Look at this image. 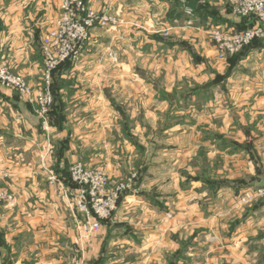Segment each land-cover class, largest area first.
I'll return each instance as SVG.
<instances>
[{"label":"crops","instance_id":"obj_1","mask_svg":"<svg viewBox=\"0 0 264 264\" xmlns=\"http://www.w3.org/2000/svg\"><path fill=\"white\" fill-rule=\"evenodd\" d=\"M59 1L5 0L1 6L0 64L22 76L35 93L43 75L41 32L54 22ZM195 1L198 11L186 16L181 7L186 0H86L91 11L107 9L121 24L116 33L92 28L82 59L54 78L56 100L45 127L29 99L0 85V190L12 200L0 211V264H147L152 259L150 249L137 263V253L151 240L147 220L120 217L136 206L123 201L114 220L81 238L66 195L70 189L63 185L76 162L106 171L114 163L115 144L130 145L115 138L121 111L137 119L149 107L159 121L160 108L167 110L164 129L177 182L180 160L194 169L200 149L213 174H235L218 181L221 190L236 186L252 193L264 187V38L237 56H220L202 26L235 29L241 20L228 14L227 0ZM189 21L192 27H186ZM168 27L170 37L163 38L160 32ZM111 50L118 53L117 64L109 61ZM144 53L150 74L137 70ZM157 80L165 82V99L151 83L143 89V82ZM132 130L145 127L136 121ZM185 170L192 184L193 173ZM257 210L250 207L243 220Z\"/></svg>","mask_w":264,"mask_h":264},{"label":"rangeland","instance_id":"obj_2","mask_svg":"<svg viewBox=\"0 0 264 264\" xmlns=\"http://www.w3.org/2000/svg\"><path fill=\"white\" fill-rule=\"evenodd\" d=\"M64 1L66 0L59 1L57 16L47 30L52 28L61 15ZM81 1L87 5L84 0ZM6 5L5 0H0V18L3 16L1 6ZM226 7L229 8L228 0ZM89 10L91 11L90 8ZM91 12L98 16L104 12L111 22L116 23L115 26L107 23L95 27L104 28L112 33L117 32L121 24L118 16H112L107 9H102L100 14ZM227 12L230 15L229 10ZM204 25L202 27L206 36L211 38L210 31L213 28L211 26L205 28ZM164 31L160 32L163 38H169ZM46 32L45 29L41 32V43ZM145 53L140 57L142 67L137 69L139 72L136 71L150 74V64L142 63L146 61ZM118 60V53L111 50L110 63L117 64ZM150 83L157 87L158 94L165 99L163 92L165 82L163 80L143 82V89ZM160 110H163V113L160 114L159 121L153 118V112L149 107L145 109L147 113L137 115V119L121 111L119 120L121 132L115 138L127 140L130 145L115 144L114 163H111L106 171L101 166L91 167L105 173L110 189L118 185L125 186L123 195L116 202V210L123 201L136 207L124 209L120 214L121 219L144 218L149 224L151 240L150 243L145 242L146 250L137 253V263L144 261V252L149 256L152 249V259H147V264H264V197H257L255 191L259 188L254 191L255 193L252 192L253 194L247 190L242 192V189L236 186L230 190H221L218 181L225 182L224 176L230 178L235 174L233 172L213 174L212 168L205 166L200 149L196 152L194 169L192 166L188 167V162L181 163L180 160L182 166L177 182V176L175 177L177 171L171 165L174 156L173 152H170L168 129H164L167 125V110L163 108ZM135 119L145 127L144 131L132 130L133 123H136ZM185 168L193 173L192 180L189 181L192 184H188ZM256 205L258 207L254 215L256 217L243 220L250 207ZM116 210L110 220H114ZM194 214L197 216H192ZM195 218L201 221L197 222ZM177 219L179 220L176 222ZM135 245L140 246L142 243L136 241Z\"/></svg>","mask_w":264,"mask_h":264},{"label":"built area","instance_id":"obj_3","mask_svg":"<svg viewBox=\"0 0 264 264\" xmlns=\"http://www.w3.org/2000/svg\"><path fill=\"white\" fill-rule=\"evenodd\" d=\"M228 6L230 15L238 20H252L253 25L240 31L213 28L210 31L211 40L220 56L237 54L254 40L264 38V0H228ZM185 14L191 16L192 12L187 9ZM107 23L116 25L104 12L99 16L93 14L81 0L64 1L61 15L52 28L47 30L41 43L43 52L41 89L35 93L22 76L10 71L5 64L0 65V85L13 89L29 99L34 113L45 127L53 102L50 91L52 72L60 63L69 62L70 65L77 63L90 39V30L96 25L101 27ZM177 24L178 20H174L173 26ZM190 24L189 21L187 25ZM170 29L168 27L163 33L168 36ZM262 149L264 151V144ZM69 175L72 182L77 185L74 191L64 189L73 218L79 236L90 238L101 228V221L110 220L117 208L116 202L126 188L124 185H118L110 189L105 173L95 168H87L81 162H76L70 167ZM256 195L264 197V187L257 190ZM6 201L12 202L6 192L0 190V211ZM78 215L83 217V221L78 220Z\"/></svg>","mask_w":264,"mask_h":264},{"label":"trees","instance_id":"obj_4","mask_svg":"<svg viewBox=\"0 0 264 264\" xmlns=\"http://www.w3.org/2000/svg\"><path fill=\"white\" fill-rule=\"evenodd\" d=\"M85 2H86V0H84ZM227 10H229V8L227 7ZM198 11V9L196 8V12ZM253 25V21L251 20V21H249V20H247V19H242L241 20V23H240V25H239V27L238 28H235L234 30L235 31H240V30H242V29H246V28H248V27H250V26H252ZM256 40H258V39H256ZM256 40H254L253 42H251L248 46H246L245 48H247V47H249L252 43H254ZM245 48H243L242 50H241V52L245 49ZM241 52H239V53H237V54H234L233 56H237V55H239ZM232 56V57H233ZM42 57H43V53H42ZM70 65V63L69 62H64V63H60V64H58L57 65V68L52 72V77H51V89H50V91H51V98L53 99V102H52V106H51V108H50V110H49V112H48V117H50V113L52 112V110H53V108H54V104H55V100H56V93H55V83H54V78L57 76V74L61 71V70H63V69H65V68H67L68 66ZM68 176H67V178L65 179V181H63V185H65L66 186V188H68V189H70L71 191H74L75 189H77V185H75L73 182H72V180H71V175H69V171H68V174H67ZM104 222H107V221H101V225H103V223Z\"/></svg>","mask_w":264,"mask_h":264},{"label":"water","instance_id":"obj_5","mask_svg":"<svg viewBox=\"0 0 264 264\" xmlns=\"http://www.w3.org/2000/svg\"><path fill=\"white\" fill-rule=\"evenodd\" d=\"M181 7L194 12L197 8V2L195 0H186V3L182 4Z\"/></svg>","mask_w":264,"mask_h":264}]
</instances>
